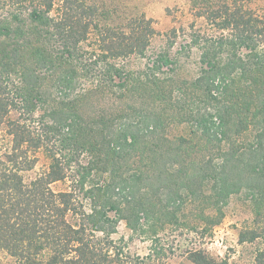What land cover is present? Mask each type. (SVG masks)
Instances as JSON below:
<instances>
[{
	"label": "trees",
	"instance_id": "trees-1",
	"mask_svg": "<svg viewBox=\"0 0 264 264\" xmlns=\"http://www.w3.org/2000/svg\"><path fill=\"white\" fill-rule=\"evenodd\" d=\"M242 2L191 0L220 34H192L199 75L178 82L169 48L147 55L156 31L144 15L119 19L85 0H0V129L11 137L0 154V250L18 264H143L112 238L121 222L155 242L186 225L190 207L205 234L242 192L263 216L264 16ZM134 57L149 60L144 70L128 69ZM97 97L117 108L98 109ZM175 121L188 135L170 140ZM38 151L48 169L27 182ZM60 182L68 188L54 190ZM263 235L247 229L239 242ZM188 260L219 264L201 249Z\"/></svg>",
	"mask_w": 264,
	"mask_h": 264
},
{
	"label": "rangeland",
	"instance_id": "rangeland-1",
	"mask_svg": "<svg viewBox=\"0 0 264 264\" xmlns=\"http://www.w3.org/2000/svg\"><path fill=\"white\" fill-rule=\"evenodd\" d=\"M85 1L89 4L96 3L100 6L116 9L119 11L117 15L119 19H122L125 15H144L147 19H150L156 31V36L151 41L147 55L154 58L159 51L169 48L171 58L178 63L176 71L170 73V76L178 82L191 81L199 75V51L196 47L191 46L192 34L200 33L201 36H217L220 34L203 18L197 17L196 10L192 8L191 0ZM242 3L256 14L264 16V0H243ZM173 29L177 30L176 37L172 33ZM171 43L172 45H170ZM148 62L147 58L138 59L134 57L125 63L128 64V69L141 71L144 70L145 65H148ZM120 64L122 65V63ZM88 88H91V85ZM95 99L96 101H99V99L97 97L93 100V104L96 106ZM105 102L106 100L99 101L98 103L101 106L97 108H117L118 103L116 105L111 99H107L106 105H103ZM97 108L91 106L85 112L91 114ZM166 130V137L170 140L188 135L187 126L177 124V121L169 124ZM10 147L11 137L6 133L5 128L0 129V154L7 152V148ZM34 156L37 158L34 168L24 173L27 182L48 169L49 160L43 151L36 152ZM52 188L56 191L66 190L68 182L53 184ZM199 212L200 210H192L189 207L180 214L186 225L167 226L165 230L157 234L155 242L145 236H132L124 222L119 224L118 231L112 238L118 243L125 244L124 246L127 247L125 251L129 255L144 258L143 264H192L188 260V252L199 249L219 264L224 261H227L228 264H254L257 254L264 252V235L254 242H239L241 232L247 229H257L260 232L261 228H264V209L263 216L257 219L255 207L247 199L245 192L230 198L229 204L224 208L225 217L222 222L205 234H203L204 224L199 219ZM154 249L160 253L152 255L151 259H147V256L152 254L150 250ZM0 264H18V261L5 251L0 250Z\"/></svg>",
	"mask_w": 264,
	"mask_h": 264
}]
</instances>
